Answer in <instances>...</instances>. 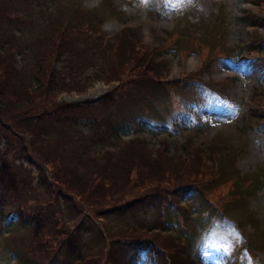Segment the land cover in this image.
<instances>
[{
	"label": "trees",
	"instance_id": "obj_1",
	"mask_svg": "<svg viewBox=\"0 0 264 264\" xmlns=\"http://www.w3.org/2000/svg\"><path fill=\"white\" fill-rule=\"evenodd\" d=\"M16 1L25 3L19 8L21 16L25 18H12L7 13L6 6L15 0H0V220L9 230L5 237L12 235L7 243L10 258L20 264H104L105 261L106 264H195L190 251L192 244L188 242L186 245L179 235L174 238L170 232L174 231L173 226L176 225L174 218L181 225L180 212L184 213L186 209L181 205L180 198L185 203L192 202L196 208L204 206L198 221L209 229L214 216L225 213L218 203V199L221 202L224 200L222 189L227 187L230 196L237 192L236 179L228 178L219 165L218 153L214 154L218 151L213 149L216 145H212L216 141H212L204 150L193 148L192 138H187L184 147L186 158H183L167 156L168 142L163 139L155 150L156 158H152L145 139L121 138V134L141 133L149 124H164L167 121L171 124L176 119L172 115L174 107L185 112L182 107L187 99L181 97L171 102L169 120L161 112L164 108L162 104L170 99L171 89L176 86L166 81L160 71L166 66L165 61L159 59L164 54L161 48L166 46V41L148 23H141L136 28L126 26L115 34L104 19L98 21V25H103L100 27L102 29L97 28L95 31L83 25H67L62 20L63 16L53 15L46 4L47 10H39L40 19L36 21L31 18L34 10L32 2L39 0ZM255 5H261L264 16V0H254ZM47 11L50 15L45 20ZM246 12L247 23L252 28V38L246 46V53L263 57L264 36L259 34V29L264 27V19L254 16L249 10ZM49 25L60 26L57 34H61L60 38L56 35L43 39L41 34L37 37L31 33L35 28L40 30ZM27 29V34H24ZM20 32L34 38L28 37L27 41H23V35L18 36ZM71 35V44L58 47L63 36ZM143 36H149L151 41L147 42ZM75 37L78 39L73 41ZM39 44L44 45V52L40 46L36 47ZM200 50L205 54L209 52L208 47L203 45ZM39 51L42 52L40 55ZM225 51L217 49L212 55L223 57ZM28 53L36 57L31 59V73L24 76L28 67L24 60L29 56ZM83 53L93 56L99 54L103 60L105 55L112 56L114 67L117 68L113 72L114 78L119 72L128 70L136 80H120L122 82L106 92L96 105L58 102L55 95L63 89L82 91L67 85L57 69L73 55L80 56ZM201 58L202 62L207 59L204 55ZM54 61L59 63L57 69L53 67ZM255 88L257 97L264 95V75ZM257 116V113L250 114L248 120ZM65 145H68L67 150L75 152L70 158L79 169L78 175L66 181V175L56 171L58 159L49 156L52 154L50 146L64 155L68 153L63 152ZM110 149H115V152ZM132 154L137 156L133 157ZM29 157L40 165L38 181H41L40 177L43 180L49 177L54 183L57 181L59 188L69 196L75 198L78 193L85 197L81 205L90 206L92 190L99 193L104 190L103 187L113 190L116 185L113 175L117 171L126 172L125 183H122L120 191L133 189L130 193L132 198L123 201L116 210L121 212L126 207L129 212L136 214L135 210L141 204L143 208L146 207V214H150L151 210L156 211L158 217L152 222L156 233L143 234L142 229L135 226L129 233L130 237L121 241L115 236L104 235L103 227L95 226L102 233H99V239L96 238L97 244L94 238H86L87 242L77 240L70 245L62 242L55 248L52 242L45 244V239L56 234L61 222L47 218V210L37 206L42 198L47 197L43 188L46 186V190L50 185H45V181L37 182L38 187L32 186L30 172L23 164ZM132 159H136V164L131 165ZM215 168L217 172L208 176V171ZM143 170L148 173L144 174ZM224 178L228 179L222 183ZM82 180L88 184L85 182L87 186L84 183L85 186H80L77 192L68 184L70 181L76 186ZM133 183L135 185L132 186ZM217 187H220L218 190L222 188V196L218 194ZM54 189L52 187L48 191L51 197L47 204L56 198ZM60 196L58 192L57 199ZM69 199V203L74 204L73 199ZM24 200L27 202L24 203ZM62 224L66 228V232L62 233L64 240L72 233L78 234L81 228L78 222L74 224L78 227L74 230L64 221ZM30 231H35L29 234V238L32 237L34 241L28 243L23 237L24 244L19 247L16 241L18 234L24 236V232ZM182 236L187 240V233H182Z\"/></svg>",
	"mask_w": 264,
	"mask_h": 264
},
{
	"label": "rangeland",
	"instance_id": "obj_2",
	"mask_svg": "<svg viewBox=\"0 0 264 264\" xmlns=\"http://www.w3.org/2000/svg\"><path fill=\"white\" fill-rule=\"evenodd\" d=\"M39 2H32L33 19L39 17V10H47L46 7L49 6L48 10L55 16L62 15V20L67 25L72 23L83 25L91 31L103 26L98 25L100 19L107 21L113 34L120 33L126 26L136 28L144 20L145 24L148 23L150 27L156 29L155 33L166 41V46L161 48L164 54L159 57L166 64L160 69L161 74L166 81L176 84L172 87V92L170 91V99L162 104L164 107L162 111L161 107L159 109L169 120L171 102L181 97L187 99L182 107L185 112L174 107L172 115L176 116V119L171 124L168 121L162 127L151 124L141 131L140 136L135 134L133 136L145 139L152 158H156L155 150L159 148V143L163 139L168 142L167 156L183 158H186L184 147L187 138H192L193 148L200 147L204 150L212 141H216V144L212 145H216L213 149L218 150L214 154L218 153L219 165L221 164L228 178L236 179L238 189L230 196L227 187L221 188L224 200L221 202V199H218V203L225 209L224 215L228 219L218 217L210 230L198 221L204 206L199 205L196 208L192 202L185 203V200L180 198L181 205L186 209L184 213L180 212V226L173 217L176 225L170 234L174 238L179 235L185 244L188 242L192 244L190 251L195 258V264H264V95L257 97L255 88L258 79L264 73V56L249 55L244 51L252 38V28L247 23L246 11L249 10L263 20L261 5L254 6V0H39ZM248 2L252 3L251 7ZM24 4L15 0L13 4L6 6V11L12 18L16 16L25 18L21 16L22 12L19 9ZM49 11L45 14V20L50 15ZM46 22L48 25L49 22ZM58 31L59 25H49L40 30L35 28L31 33L34 36L41 34L43 39H49L56 36ZM27 32L28 29L24 34ZM259 32L264 36V27H261ZM19 34L18 36L23 35V41H27L28 37L34 38L21 32ZM57 36L60 38L61 34ZM72 36H63L58 42V47L71 44ZM143 37L147 42L150 40L149 36ZM73 39L75 41L78 38ZM40 44L36 47L40 46L42 51L44 45ZM202 45L208 47L207 54L201 53ZM217 49L227 50L225 56L232 58L212 55ZM42 52L39 51L38 55ZM28 55L24 60V63H28L24 76L31 73V59L36 57L32 53ZM203 55L207 58L205 62H202ZM104 58L103 60L99 54L93 56L91 53H83L80 56L73 55L60 66L54 61L53 67L56 69L60 67L57 70L61 72L60 76L66 84L82 89V91L63 89L56 93L57 101L96 105L101 102L106 92L116 88L122 81L136 80V77L131 76L133 73L128 70L119 72L120 74L114 78L113 72L117 69L114 67L115 60L107 55ZM254 113L258 116L249 121V115ZM123 136L124 139H129L125 134ZM64 149L63 152H68L65 155L50 146L52 154L49 156L58 159L56 171L66 175V181L78 175L79 169L70 158L75 152L67 150L68 145H65ZM135 161L136 159H132L131 165L136 164ZM23 164L30 172L32 186L38 187L37 182L45 181L47 182L45 185H50L46 190H44L46 186L43 188L42 191L47 193V197L42 198L37 206L47 210V218L61 222L56 234L51 235L48 240L43 233L45 244L52 242L55 248L62 242L66 245L77 240L87 242L86 238H94L96 243L99 233L115 236L123 241L130 237L129 233L135 226L142 229L143 234L156 233L152 227V222L158 217L156 211L151 210L150 214H146V207L143 208L141 204L140 208L135 210L136 214L129 212L126 207L121 210L122 213L116 210L123 201L127 202L132 198L130 193L133 189L120 191L122 183H125L126 172L117 171L113 175L116 181L115 188L108 190L109 187H103L104 190L100 191L103 193L102 197L97 190H92L89 206L81 205L85 197L78 193L75 198L69 196L59 188L60 184L57 181L54 183L49 177L48 180L40 177L41 181H38L40 165L34 158L29 157ZM143 172L148 173L146 170ZM216 172V168L208 171V176ZM228 178L221 182L225 183ZM259 181L261 183H258ZM81 182L76 186L70 181L68 184L77 192L80 186L87 183L86 180ZM52 187H55L56 198L54 197L51 204H47L51 197L48 191H51ZM219 188L216 190L222 196ZM58 192L61 195L59 199ZM69 198L73 199L74 204L69 203ZM63 221L73 230L78 228L74 225L76 222L78 226L81 223L78 234L72 233L64 240L62 233L66 232V228L62 224ZM95 226L103 227L102 233ZM5 228V224L0 220V264H20L10 258V253L7 252L8 239L12 235L5 237L9 233ZM34 232H24V236L18 234L16 241L19 247L24 244L25 238L28 243L34 241L32 237L29 238V234ZM182 233H187V240Z\"/></svg>",
	"mask_w": 264,
	"mask_h": 264
}]
</instances>
